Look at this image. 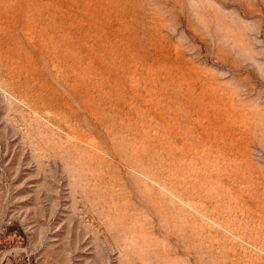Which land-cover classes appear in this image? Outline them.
<instances>
[{
	"label": "rangeland",
	"instance_id": "1",
	"mask_svg": "<svg viewBox=\"0 0 264 264\" xmlns=\"http://www.w3.org/2000/svg\"><path fill=\"white\" fill-rule=\"evenodd\" d=\"M0 264H264V0H0Z\"/></svg>",
	"mask_w": 264,
	"mask_h": 264
}]
</instances>
